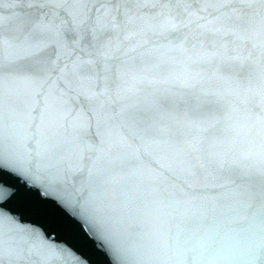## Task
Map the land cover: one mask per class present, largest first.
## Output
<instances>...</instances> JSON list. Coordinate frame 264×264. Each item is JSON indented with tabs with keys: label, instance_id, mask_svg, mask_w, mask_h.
Instances as JSON below:
<instances>
[{
	"label": "water",
	"instance_id": "water-1",
	"mask_svg": "<svg viewBox=\"0 0 264 264\" xmlns=\"http://www.w3.org/2000/svg\"><path fill=\"white\" fill-rule=\"evenodd\" d=\"M69 28L77 39L56 43ZM37 33L56 53L43 120L46 76L0 82V156L23 170L0 264H261L264 4L0 0L5 70Z\"/></svg>",
	"mask_w": 264,
	"mask_h": 264
},
{
	"label": "snow or ice",
	"instance_id": "snow-or-ice-1",
	"mask_svg": "<svg viewBox=\"0 0 264 264\" xmlns=\"http://www.w3.org/2000/svg\"><path fill=\"white\" fill-rule=\"evenodd\" d=\"M64 2L67 3V0H64ZM232 2L233 0H222V7L227 9ZM260 2L264 4V0H260ZM39 6L43 8L45 5L41 3ZM224 15L227 16L228 13L225 12ZM69 23H71V21H69ZM45 27L48 32H55L57 26L55 22H48ZM57 35L58 39L56 43H59L62 39L68 41L77 39L70 28L66 30L64 35L61 36L59 33H57ZM55 54V48L45 42L42 33H37L31 41L28 55L22 58L20 63L10 65L6 70L4 66L0 64V82H2L5 71L11 76L33 81H39L43 77H47L44 83L39 84L35 89L32 98L38 108L42 107L43 109L40 117L41 120H43V116L48 110L51 97L55 95L56 92V90L51 87L52 73L57 71V68L53 66L55 64L53 60ZM82 63L87 64L88 61L85 60ZM84 71L87 70L85 69ZM45 84H48L49 87L46 88ZM70 90L72 89L71 82L69 81V83L65 85V91ZM21 171L23 170L18 165L13 162H6L4 158L0 156V219L3 217L7 202L14 198V194L8 192V189L12 187L9 182L19 180ZM25 175L29 176V179H32L27 172H25ZM33 183H35V180H33ZM260 198L261 204L264 205V181H262ZM76 219L83 230L84 236L92 241L99 250L107 252L111 247V240L99 223L87 214H77ZM85 225H87L86 230ZM255 258L260 261L261 264H264V246L258 249Z\"/></svg>",
	"mask_w": 264,
	"mask_h": 264
}]
</instances>
